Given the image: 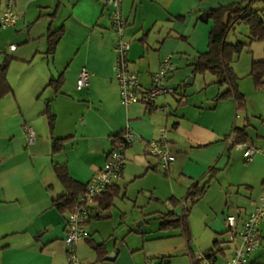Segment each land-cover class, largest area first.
Masks as SVG:
<instances>
[{"label":"crops","instance_id":"obj_1","mask_svg":"<svg viewBox=\"0 0 264 264\" xmlns=\"http://www.w3.org/2000/svg\"><path fill=\"white\" fill-rule=\"evenodd\" d=\"M7 1L0 0V14ZM14 1L20 17L11 27L19 28L16 32L11 28L9 47H3L0 35V60L6 55L14 57L8 71L13 91L0 98V264H70L65 240L69 212L54 205L67 188L56 166H66L74 178L88 183L105 164L116 135L127 128L135 130L138 138L127 150L123 176L114 184L122 193V180L147 176L144 188L168 209L154 212L160 220L159 229L148 234L136 229L144 238L133 243V228L129 232L126 227L117 229L121 220L113 210L116 204L103 209L96 200L91 235L79 242V258L85 264H125L129 258L130 264H141L154 257L172 264L175 256L187 254L191 264H202L201 253L215 248L219 250L217 263L226 264L236 247L228 216L238 215L241 227L264 191V153L258 152L251 160L263 173L262 189L257 194L246 179H229L228 171L235 161H241L226 138L230 132L239 138L243 130L247 140H254L252 131L264 137V130L260 132L261 126L264 128V89L257 87L251 74L254 60L264 59V41L254 40L246 47L252 57L244 64L237 62V53L233 54L240 89L247 99L244 107H239L234 97L216 99L229 85L219 84L213 72L211 83H217L218 89L194 103L184 99V92L177 87L173 96L179 107L171 94L150 104H126L116 77L118 33L105 0ZM238 1L123 0L128 20L125 36L132 42L131 67L139 73L143 88L152 86L153 74L168 54L174 55L175 70L166 84L188 69L196 73L193 63L209 49L214 20H203L200 15ZM259 2L263 5L256 6ZM254 6L263 8L264 2L257 0ZM63 25L65 35L54 55H49V32ZM12 44L17 48L10 49ZM187 61L189 68L178 71ZM84 67L91 70V83L79 88ZM59 77L63 83L57 91L49 83ZM241 109L247 111L243 125L238 116ZM51 113L55 114L53 127ZM25 124L36 128L35 143H30ZM163 126L167 128V148L176 154L166 170L148 149L149 142L160 137ZM55 138H68L63 149H54ZM243 158L246 160L245 155ZM237 182L247 188L242 190ZM196 185L206 186V190L193 204L188 196ZM186 206H192L187 217L190 239L181 226L162 227L164 214L173 210L181 215ZM217 239L221 240L219 245ZM91 242L105 243L104 259ZM124 252L127 254L119 261Z\"/></svg>","mask_w":264,"mask_h":264},{"label":"built area","instance_id":"obj_2","mask_svg":"<svg viewBox=\"0 0 264 264\" xmlns=\"http://www.w3.org/2000/svg\"><path fill=\"white\" fill-rule=\"evenodd\" d=\"M264 2V0H262ZM110 6L114 29L118 33L115 49L117 53L116 77L121 88L122 100L126 104L143 101L153 103L161 95L176 94L177 88L165 83L166 78L174 72V55L164 57L160 69L153 74V84L144 89L141 85L139 73L131 67L130 50L132 42L126 38L128 20L123 11V0H105ZM14 0H8L5 10L0 14V29L15 25L19 20V12L16 10ZM12 44L10 49L17 48ZM91 83V70L84 67L79 75L77 85L79 88L89 86ZM240 116V114H238ZM24 129L30 143L38 139V132L31 124H25ZM138 138V134L132 128H127L114 142L105 164L100 167L89 181L86 191L77 198L76 205L69 212L66 225L65 240L68 244L70 264H85L78 256V244L81 240L90 237V222L93 216V206L97 197L108 190L109 186L117 178L123 176L127 162V150L131 148ZM230 145H239L245 148L244 155L247 161L254 160L258 152L264 153V148L256 146L249 140H240L236 135L227 137ZM167 128L163 126L158 139L151 140L148 145L149 153L159 157L160 167L168 169L176 159V154L167 148ZM186 202V201H185ZM264 219V192L259 198L254 210L244 218L239 227L238 217L229 215L230 231L236 243L234 255L227 260L226 264H249L251 254L262 243L261 224ZM202 264H218L216 257L201 253ZM141 264H161L159 261L148 258Z\"/></svg>","mask_w":264,"mask_h":264},{"label":"trees","instance_id":"obj_3","mask_svg":"<svg viewBox=\"0 0 264 264\" xmlns=\"http://www.w3.org/2000/svg\"><path fill=\"white\" fill-rule=\"evenodd\" d=\"M255 1L257 0H240L235 3L225 5L218 11H206L200 15V18L203 20L207 21L211 18L214 20L210 30L209 49L201 52L197 56L196 61L193 63L194 71H211L216 74L217 82L219 84L229 85V87L217 95L216 99L221 100L228 97H234L239 107H244L247 99L245 93L240 89V77L233 65V54L240 53L254 40L264 41V7H255ZM241 21L247 22L250 26L251 36L249 37V41L238 40L237 42H229L227 40L228 32L236 23ZM65 31L66 28L64 25L58 29L51 28L48 35L49 55H54L61 39L65 35ZM1 54L2 53L0 52V56ZM13 58L14 57L10 55H6L4 59L0 60V98L13 91V86L8 77L9 67ZM251 74L256 81L257 87L264 89V59L254 60ZM62 83L63 78L59 77L52 79L49 85H52L58 91L60 90ZM50 121L53 127L55 123L54 113L50 114ZM235 129H238V127H235ZM121 133L116 135L114 141L119 138ZM67 139L68 138H55L54 149L57 151L63 149ZM239 139L247 141L246 132L244 130L241 132L239 131ZM56 170L60 178L63 180V183L66 185L67 192L56 198L54 200V205L63 212H70L74 209L78 196L86 191L89 182L86 184L81 183L69 173L67 167L64 165H57ZM205 190L206 186L200 187L199 185H196L190 192L188 199H191L193 204L196 203L202 197ZM120 193L121 188L113 183L109 186L107 191L97 197V200L100 201V205L103 209H109L114 205L115 200ZM191 208L192 206H186L181 215L175 213L173 210L168 211L162 216V227L168 228L181 226L184 228L186 235L190 239L191 230L187 217ZM220 242V239L215 241L217 245H219ZM91 244L95 250L99 252L101 259H104V255L107 252L105 243L91 242ZM218 251V249L213 248L209 252H206V254L216 256ZM151 259L155 260L154 257ZM159 262L161 264H168L164 261Z\"/></svg>","mask_w":264,"mask_h":264},{"label":"rangeland","instance_id":"obj_4","mask_svg":"<svg viewBox=\"0 0 264 264\" xmlns=\"http://www.w3.org/2000/svg\"><path fill=\"white\" fill-rule=\"evenodd\" d=\"M263 5L262 2H259L256 4V6ZM15 29L18 27H5L0 29V35L2 36V39H4L5 43L3 47H9L10 40L9 37L11 35L10 30ZM251 36V29L247 22L241 21L236 23L235 27L231 29L228 32V41H237L238 39L247 41L249 37ZM252 57V54L245 48L240 53H237L236 58H238L237 62L240 61L241 64H244L246 60H250ZM235 58V59H236ZM189 68V63L184 62L182 65H179V68H177L178 71L183 69ZM214 75L211 71H205V72H196L192 73L189 69L181 73L180 75L177 74L173 80V82L169 83V86L172 87H178L179 91H183L186 100L190 99L191 102H195L198 99H201L203 96H207L208 93H211V91H215L218 89L219 85L217 83H211ZM193 78L194 81L190 82V79ZM253 78V77H252ZM209 83V84H208ZM211 83V84H210ZM171 98H173V101L176 102V105L178 107L180 106V103L177 101V99L171 94ZM241 119L240 125H243L244 120L247 118V111L241 109L240 111ZM254 121H256L253 118ZM261 125V123H260ZM264 128L261 126L260 132L263 133ZM263 131V132H262ZM259 132V133H260ZM230 134H233V132H230ZM257 131H252V136L254 140H249L251 143L255 144L256 146H259L261 148H264V137L257 135ZM234 153L236 157L239 156L240 161H235L234 165L233 162L230 163V166L232 165V169L229 172V179H246L249 181L250 184L254 185L253 191H255L257 194L261 192V186H262V175L263 173L258 171L256 166L254 165V161H246L243 158L245 148L240 147L239 145L234 146ZM147 176L140 177L138 179L135 178H129L128 180H122L123 185V191L122 193L117 197L113 210L115 214L117 215V218L121 220V223H119L117 226V229H123L126 227L125 231L129 232L131 230L130 234H132L131 241L133 243H136L138 239L143 240V233H137L136 229L141 228L144 233L151 232L154 229H159L160 227V220L157 217V213H154L157 209L161 210H167L168 206H166L164 203L158 201L156 198L152 197L151 191L148 190V188H144L147 186H144V181H146ZM261 182V184H260ZM236 186L242 187V190L247 188V186L243 183H236ZM126 191V196L124 197V193ZM264 192V191H263ZM263 194V193H262ZM261 194V195H262ZM260 195V197H261ZM191 202V201H190ZM156 215V216H155ZM239 217L238 215H236ZM123 217V218H122ZM262 236H263V243L259 246L258 251L255 253H252L253 256H251V262L249 264H264V221L262 223ZM133 231V232H132ZM148 234V233H147ZM116 236L118 234L115 233ZM125 236V235H124ZM123 237V236H122ZM120 238L118 240V245L121 246L123 238ZM127 253L124 252L123 256H120L119 261L124 258V256ZM125 264H130V258ZM172 264H191V259L189 255L187 254H180L173 258Z\"/></svg>","mask_w":264,"mask_h":264}]
</instances>
